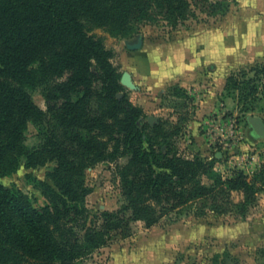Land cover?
<instances>
[{
    "label": "trees",
    "instance_id": "trees-1",
    "mask_svg": "<svg viewBox=\"0 0 264 264\" xmlns=\"http://www.w3.org/2000/svg\"><path fill=\"white\" fill-rule=\"evenodd\" d=\"M230 4L0 0V264H83L113 233L128 238L136 223L152 228L185 210L197 218L251 214L264 190V173L256 182L242 171L224 177L213 161L181 155L163 123H142L145 112L121 84L114 51L95 33L126 36L141 23L161 19L175 28L196 12L223 16ZM246 74L231 73L227 90L241 89L239 77ZM244 84L253 97L258 94L255 79ZM39 86L46 111L30 93ZM30 125L40 128L41 138L32 149L26 145ZM23 159L27 168L55 164L48 174L53 185L43 183L49 205L39 209L1 182ZM101 163H116L124 204L92 215L85 174ZM235 194L242 199L236 201ZM259 254L264 258V249ZM216 264L239 261L226 253Z\"/></svg>",
    "mask_w": 264,
    "mask_h": 264
},
{
    "label": "rangeland",
    "instance_id": "rangeland-1",
    "mask_svg": "<svg viewBox=\"0 0 264 264\" xmlns=\"http://www.w3.org/2000/svg\"><path fill=\"white\" fill-rule=\"evenodd\" d=\"M229 1L227 14L211 17L196 12L195 17L175 28L161 19L141 23L126 36L112 35L103 29L95 33L114 51L113 63L122 75H131L136 88H126V92L130 101L144 110L142 123H163L167 132L173 134L169 141L181 155L213 161L215 171L224 177L242 171L256 182L264 173V133H258L254 125L255 120L264 124V63L238 64L235 56L227 52L230 29L253 0ZM214 31L221 33L224 41L220 50L216 40L212 41ZM203 34L204 38L198 36ZM139 39L143 41L141 49H128V44ZM197 40L204 47V65L199 71L187 73L182 68L196 55ZM250 69L259 72L255 74ZM242 71L247 74L239 77L241 89L228 91V77ZM251 79H255L258 88L254 97L244 84ZM44 91V86H39L30 93L46 111ZM40 144V128L30 125L26 145L32 149ZM25 165L23 159L19 169L2 177L1 182L22 191L39 209L49 205L43 183L53 185L48 174L55 164L39 168ZM115 172L116 163H101L86 171L85 181L91 189L86 204L92 215L114 212L123 206ZM257 186L262 187L260 183ZM234 198L239 201L242 196L235 194ZM261 249L264 190L246 219L212 215L197 218L185 210L152 228L139 222L133 225L128 238L113 233L107 246L85 258L83 264H216L226 253L237 258L239 264H263Z\"/></svg>",
    "mask_w": 264,
    "mask_h": 264
},
{
    "label": "crops",
    "instance_id": "crops-1",
    "mask_svg": "<svg viewBox=\"0 0 264 264\" xmlns=\"http://www.w3.org/2000/svg\"><path fill=\"white\" fill-rule=\"evenodd\" d=\"M245 11L244 15H238L230 29L227 52L235 56V61L238 64L264 63V0L260 3H256L254 0L248 2ZM198 36L204 38V34ZM213 40H216L220 50V45L224 43L221 33L214 31L212 33ZM196 42V55L192 56V60L189 61L191 66L188 64L189 67L182 68L183 71H188L187 73L199 71L204 65V47L199 40ZM193 57L195 58L193 59ZM197 74L199 73L197 72Z\"/></svg>",
    "mask_w": 264,
    "mask_h": 264
},
{
    "label": "water",
    "instance_id": "water-1",
    "mask_svg": "<svg viewBox=\"0 0 264 264\" xmlns=\"http://www.w3.org/2000/svg\"><path fill=\"white\" fill-rule=\"evenodd\" d=\"M143 45V41L142 39H139L137 41V43L134 44H128L127 47L130 50H139L142 48ZM121 84L126 87V88H130V89H135V85L132 81V77L129 73H123L122 78H121ZM254 125L256 127V130L258 131V133L263 134L264 133V124L262 121L260 120H255Z\"/></svg>",
    "mask_w": 264,
    "mask_h": 264
}]
</instances>
